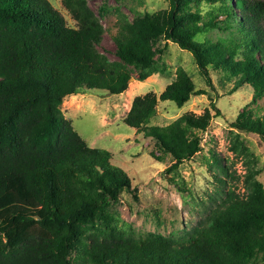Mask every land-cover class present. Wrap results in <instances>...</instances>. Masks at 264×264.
<instances>
[{
  "label": "trees",
  "instance_id": "obj_1",
  "mask_svg": "<svg viewBox=\"0 0 264 264\" xmlns=\"http://www.w3.org/2000/svg\"><path fill=\"white\" fill-rule=\"evenodd\" d=\"M200 1L218 7L201 15L191 10ZM168 2L169 10L135 22L119 14L110 61L97 49L104 28L87 0H61L75 28L47 0H0V264H251L264 256V189L256 170L248 169L244 194L224 189L220 204L186 238L136 237L110 211L130 192V178L61 113L63 100L79 92L119 95L134 76L143 82L163 74L158 59L166 42L192 56L211 89L209 70L233 91L247 86L252 102L264 97V0ZM233 24L239 35L228 42L197 39ZM202 93L178 68L160 95L135 97L123 119L172 159L167 172L201 150V132L220 112L212 104L198 116L148 125L159 102L180 109ZM231 125L264 143V115L245 107ZM230 150L251 165L253 154L238 134Z\"/></svg>",
  "mask_w": 264,
  "mask_h": 264
},
{
  "label": "rangeland",
  "instance_id": "obj_2",
  "mask_svg": "<svg viewBox=\"0 0 264 264\" xmlns=\"http://www.w3.org/2000/svg\"><path fill=\"white\" fill-rule=\"evenodd\" d=\"M47 1L61 14L68 27H76L61 0ZM195 2L191 4V10L197 8L201 15L215 12L218 7L204 1L195 5ZM87 5L100 18L104 28L97 49L110 61L116 60L111 35L115 32L119 14L135 22L146 14L169 10L170 7L168 0H87ZM236 14L239 16L238 11ZM238 35L236 24H233L230 31L210 30L197 39L228 42ZM158 63L164 66L163 74H154L143 82L135 80L134 76L119 95L79 92L63 100L61 113L71 121L74 131L88 146L108 151L112 156L110 164L130 178V192H122L118 201L111 204V213L130 226L136 237L154 234L170 239L186 238L192 228L203 222L209 211L220 204L224 189L244 194V178L249 168L258 172L255 179L264 189L263 141L256 134L238 132L231 125L245 107L256 116L264 115V97L252 102V91L247 86L233 91L213 70H209L211 89L200 76L192 56L171 42H166V50ZM178 68L186 72L194 90L203 93L192 96L180 109L159 102L148 126H167L183 114L201 115L212 104L220 116L214 117L201 132V150L175 171L167 172L172 159L159 152L153 139L124 125L123 119L135 97L148 91L160 95L174 80ZM234 134H238L253 154L251 165L230 150ZM215 160L221 162L229 176L221 173ZM251 264H264V256H258Z\"/></svg>",
  "mask_w": 264,
  "mask_h": 264
},
{
  "label": "water",
  "instance_id": "obj_3",
  "mask_svg": "<svg viewBox=\"0 0 264 264\" xmlns=\"http://www.w3.org/2000/svg\"><path fill=\"white\" fill-rule=\"evenodd\" d=\"M133 79H130V81H132Z\"/></svg>",
  "mask_w": 264,
  "mask_h": 264
}]
</instances>
